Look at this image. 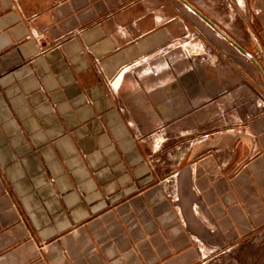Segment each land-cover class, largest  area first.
<instances>
[{"label":"crops","instance_id":"1","mask_svg":"<svg viewBox=\"0 0 264 264\" xmlns=\"http://www.w3.org/2000/svg\"><path fill=\"white\" fill-rule=\"evenodd\" d=\"M188 1L264 71V0ZM0 131V264H197L264 227V77L180 0H0Z\"/></svg>","mask_w":264,"mask_h":264},{"label":"rangeland","instance_id":"2","mask_svg":"<svg viewBox=\"0 0 264 264\" xmlns=\"http://www.w3.org/2000/svg\"><path fill=\"white\" fill-rule=\"evenodd\" d=\"M1 182L3 186V178ZM197 264H264V227L242 235L239 240L210 242Z\"/></svg>","mask_w":264,"mask_h":264},{"label":"water","instance_id":"3","mask_svg":"<svg viewBox=\"0 0 264 264\" xmlns=\"http://www.w3.org/2000/svg\"><path fill=\"white\" fill-rule=\"evenodd\" d=\"M188 8H190L195 14H197L201 19H203L207 24H209L215 31H217L222 37H224L229 43L234 45L238 50H240L246 57H248L261 71L264 77V71L261 69L258 61L251 54L247 53L237 42L231 39L226 33L220 30L212 21H210L204 14H202L196 7H194L188 0H180ZM264 64V61H263Z\"/></svg>","mask_w":264,"mask_h":264}]
</instances>
